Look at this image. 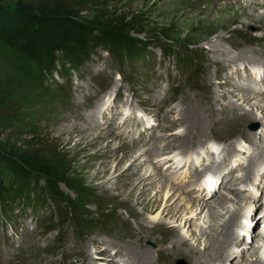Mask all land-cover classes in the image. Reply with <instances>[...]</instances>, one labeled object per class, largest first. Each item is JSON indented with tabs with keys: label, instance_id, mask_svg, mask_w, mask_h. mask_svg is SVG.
Wrapping results in <instances>:
<instances>
[{
	"label": "rangeland",
	"instance_id": "1",
	"mask_svg": "<svg viewBox=\"0 0 264 264\" xmlns=\"http://www.w3.org/2000/svg\"><path fill=\"white\" fill-rule=\"evenodd\" d=\"M227 2L230 1L110 0L112 9L118 13L144 15V33L134 36L154 46L149 49L153 54L148 63L126 65L123 71L115 69L104 51L81 73L68 67L62 68L60 73L36 71L0 44V104L13 105L17 111L9 121L15 138L28 139L40 132L55 140L71 160L73 178L84 183L93 195L81 203L75 192L61 185V190L74 202L73 207L47 198L43 189L36 194L39 198L34 204L33 192L29 195L31 199L23 200L13 196V189L2 182L5 197L0 205L6 207L0 209V264H126L122 255L110 260V255L119 251L110 243L120 237L134 242L143 238L138 245L145 252L149 251L153 264H191L187 252L173 249L175 239L171 238L167 227L175 229L180 238H186L189 245L204 252L208 237L201 238V231L219 235L218 226L228 215L219 208L217 214L221 217L208 219L207 209L200 213L197 204L206 205L208 200L213 202L219 197L236 195L240 197V226L235 229L239 242L228 250L227 264H255V244L264 242V225L259 230L264 221V121L246 120L227 128L225 117L231 120L237 114L228 111L216 119L218 127L214 128L210 140L199 146L196 136L190 147L193 149L188 152L182 150L177 141L185 133V123L179 121V113L170 116L171 121H179V126L164 131L169 127L165 118L172 109L179 110L184 96L201 99L214 90L227 95L233 87L255 97L250 104L242 103L236 93V106L254 110L256 119L262 120L264 113L259 111V105L264 107V8L245 11L229 8L230 4L225 5ZM218 35L223 38L220 42L223 49L234 56L239 53L238 47H242L240 50L247 51L246 59L229 63L227 59L213 56L211 45L206 42L216 41ZM157 46L190 54L191 63L185 66L189 69L178 63V57L163 55ZM192 64H196L197 72L190 67ZM150 95L156 98L150 100ZM161 96L172 99L163 106L159 101ZM193 103L198 104L197 100ZM201 107L207 109L205 105ZM216 109L221 110V105ZM73 126L95 137H87L89 133L85 131L75 134ZM247 129L255 135V142L251 137L246 140ZM106 133V140L98 142L96 136ZM93 140L95 144H91ZM242 141L243 149L237 147ZM211 144L217 149L212 148L214 145L212 149L207 148ZM234 145L239 149L230 151L229 147ZM160 147L168 149L166 153L171 159L149 155ZM228 149L233 154H229ZM127 151L134 153L132 158H124L119 164L113 159V156L121 158ZM197 157L206 162L195 167ZM235 161L239 163L234 165ZM104 162L111 163L108 165L110 175L120 168L127 173L137 172V177L146 174L148 179L154 180L151 197L160 200L159 208L147 213L139 222V207L122 204L121 197L111 199L110 193L115 191H111V186L107 188L109 184H102L103 179L95 173ZM248 165L252 169L246 177L244 169ZM231 169L225 185L203 199L201 188L205 193L207 181L221 172L228 174ZM237 182L241 190L234 193L231 187ZM227 207L234 208L231 203ZM165 209L171 213L163 217L160 213ZM100 214L109 218L107 226L90 233L75 222L77 217L87 223L101 222ZM251 222L256 225L249 231L247 227ZM140 224L148 226L149 231L144 233ZM48 226L55 228L48 232ZM130 233L132 239L128 237ZM101 243L110 246L108 252L104 253ZM260 258L264 262V252Z\"/></svg>",
	"mask_w": 264,
	"mask_h": 264
},
{
	"label": "trees",
	"instance_id": "2",
	"mask_svg": "<svg viewBox=\"0 0 264 264\" xmlns=\"http://www.w3.org/2000/svg\"><path fill=\"white\" fill-rule=\"evenodd\" d=\"M143 16L118 13L110 0H0V44L36 71L60 73L68 67L81 73L101 51L108 54L115 69L123 71L126 65L148 63L153 54L149 51L152 43L134 36L144 33ZM157 48L163 55L178 57L184 67L191 63L187 52ZM190 67L197 70L196 64ZM16 113L13 105L0 104V202L5 197L2 182L23 200L31 199L33 192L34 204L43 189L47 198L73 207L61 185L75 192L81 203L93 198L85 184L73 178L71 160L55 140L40 132L28 139L15 138L9 121ZM99 219L87 223L77 217L75 222L90 233L107 226L109 218L100 214ZM54 228L48 226V232Z\"/></svg>",
	"mask_w": 264,
	"mask_h": 264
},
{
	"label": "bare ground",
	"instance_id": "3",
	"mask_svg": "<svg viewBox=\"0 0 264 264\" xmlns=\"http://www.w3.org/2000/svg\"><path fill=\"white\" fill-rule=\"evenodd\" d=\"M222 1H230V2H227L225 4V5L230 4V5H228L229 8H235V9L241 8L245 11H247L248 8L253 9V10H256L258 8H264V0H216V2H219V3ZM214 10L215 9H213V8L211 9L212 12H215ZM220 42H223V38L221 35H218V37L216 38V41L213 40L210 42L209 41L206 42L207 44L211 45L210 50L212 51L211 54L213 56H218V58H222L224 60L227 59L229 63H233L234 61H241V60L246 59L244 57L247 54V51H245L244 48L242 50H240L242 47H238L239 53H236L237 55L232 56V55H230L229 52H227V50H225L221 47ZM230 56H232V57H230ZM261 79H263V77ZM231 89H233V91H230V92L227 91V93H226L227 95H225V94L221 95V94H219V92L214 90V91H212L211 95H208L207 97L201 98V99H198L197 97L192 99L188 96H184L181 103L179 104L180 105L179 110L175 111V109H172V111H170V114L168 115V117L165 118V122L167 125H169V127L164 128L165 129L164 131H168V129L170 127H178L179 121L182 122L183 125L185 123V125H184L185 133L183 135H180L177 141H179V143L182 145L181 149L186 150V152H188V151L193 149V148L191 149L190 147L193 145V140L196 136H197V139L199 140L197 145L201 146V145L207 143L208 139L210 137H212V135L214 133V128L218 127L217 124H215L216 119L219 118L220 116L221 117L225 116L228 113V111H232L233 113H237V114L233 115L231 120L228 118V116L225 117L224 121L226 123L225 125L227 126V128H230L233 125L234 126L237 125L238 122L243 123L246 120H252V121H256L258 123L263 122L264 121V115L262 117V120L256 119L254 110L250 111V110H245L242 107H237L236 106L237 104H235V100H234L235 99L234 94H236V93H238V96H240L239 100L242 103L250 104L253 100H255V97H253L251 95V93L242 92L241 89L234 88V87ZM154 98H156V97H153L152 95H150V100H152ZM170 100H169V98H165L162 96L159 98V101H161L160 105H163V106L165 104H167L168 101H170ZM193 100L195 102L197 100L198 104L193 103ZM199 100H201V101H199ZM218 103H221V104H218ZM157 104H159V103H157ZM203 105H205L207 109L202 108L201 106H203ZM218 105H221V110L216 109V107H218ZM259 111H262V113H264V107L259 105ZM175 112L179 113V116L181 117L179 121H176V120L171 121V119H170V116L172 114H175ZM72 129L75 132V134H81L84 131L86 132V130H84L82 132L80 127H78V126H73ZM247 132H248L247 133L248 138H246V140L247 141L250 140V137H251L252 142H255V139H256L255 135L252 132L250 133L249 130ZM262 132L264 133L263 128H262ZM86 133H89L86 135L87 137H91V135H94L93 133H91L89 131ZM106 134L107 135L98 134L96 136L97 141L99 142L100 140L101 141L103 140V142H104V140H106V138L108 137V133H106ZM245 135H246V133H245ZM94 137H95V135H94ZM96 139H94V140L96 141ZM94 140L91 142V144H95V143H93ZM203 140H205L204 143H203ZM240 143L242 145L239 144L237 147H240L241 149H243V144H244L243 141ZM212 145H214V146L212 147ZM199 146H197V147H199ZM209 147H210V149H212V148L217 149L215 144H211L207 148H209ZM229 148H230V151L231 150L234 151V150L239 149V148H236L235 145L230 146ZM166 151H168L167 148L162 149L160 147V148H157L155 151H150L149 155L154 157V158H157L158 156L159 157L162 156L163 158L171 159V157H170L171 155L169 154V156H168ZM227 151L229 154H233V153L229 152V149ZM258 153H259V151H258ZM132 154H134L132 151H127V152L123 153L121 158L113 156V159L118 160V164H119V163H121V161L124 158H129V157L132 158V156H133ZM149 155H147L146 157L148 158ZM107 157H108V159H110L109 156H107ZM202 157H204V156H202ZM204 158H200V161H199L198 157L195 158V160H196L195 161V167L199 166L200 163L206 162ZM167 162H169V161H167ZM233 163H234V165H237L235 163H239V162L235 161ZM110 164L111 163H109V162L101 163V166L96 169L95 173H96L97 177L100 176L101 179H103L104 183H102V184H109L107 188H109V186H111V191L117 192V194H114L115 192L110 193L111 199L117 200L116 197H121V198H123V200H121L122 204H124V205H130L131 204L133 208L139 207L141 210L140 214L137 215L139 222L144 220V217L147 213H152L159 208L160 200L155 198V196L151 197V191H152L151 187H152V183L154 182V180L148 179L146 177V174H144L143 176L137 177L138 176L137 172L127 173V171L123 172L122 169H120V168H119L120 170L115 169L113 174L110 175V170L108 169ZM251 169H252V167H250V165H248L244 169L246 177L248 174H249L248 176H250ZM241 170H242V168H241ZM231 174H232V169L229 171L228 174H224L221 172L218 177H217V174L212 176L211 180H208L207 183L205 184V188H206L205 193L202 190L203 187L201 188V191H202V194H200L201 197L203 199H205L206 197H208L212 194L214 195V193L217 191V188H219V186L225 185L224 183H226L227 179H229ZM230 182L231 181H229L228 183H230ZM227 184H226V186H227ZM237 186H238V182L235 183V185L231 187L232 191L234 193H236L235 190L237 192H239L241 190V187H237ZM175 191H176V189H175ZM227 194H228V192H227ZM229 197L228 198H226V197L220 198L219 197L216 200H214L213 202H209L210 200H208V203H205L206 205H204V203H201V204L198 203L197 204L198 208L200 209V213L203 212V210L207 209L208 219L211 218L213 220H216L218 217L220 218L221 216H218V214H217V209H219V208L226 210L227 215H228V218L221 220V221H223V223L218 226L221 230L219 235H217V236L212 235L207 230L201 231V238H203L205 236L208 237L204 252H201L198 248H195V247L189 245L186 238H180L179 233L175 229L167 227V231L170 234L171 238L175 239L174 241L172 240L173 249L176 251L184 250L185 252H187L188 257H191V259H192L191 264H227L228 259L230 257V256H228V250L231 248V246H233L234 244L239 242L237 240L238 237L236 236L238 234H236L235 229L239 228V226H240L239 222H238L239 207H240L239 198L240 197L238 195H236L234 198L232 196L230 198ZM260 197H261V194H260ZM205 202H207V201H205ZM229 203H231L234 206V208L232 210L228 209V207H227V205ZM170 213H171L170 211L165 209L160 214L163 217L164 216L166 217V216H169ZM200 213H198L196 215V217H199ZM223 216H222V218H223ZM254 225H256V224L253 222L249 223L247 229L249 231H251V229ZM263 225H264V221L260 225L259 230L261 229V227H263ZM139 226H140V229L143 230L144 233L149 231L148 226H146L145 224H140ZM160 226H162V224H160ZM210 226H212V225H210ZM162 228H164V227H162ZM259 230H258V232H259ZM247 234L249 235L250 233H247ZM262 234L264 236V232H262ZM128 237L130 239H132L133 234L130 233ZM117 239H119V240H114V242H111L110 245L113 247H118L119 251L116 253H113L111 255L109 253L110 258H111L110 260L113 261L116 259L117 256L119 257L120 255H122L123 257H125L124 259H125L126 264H153V261L151 260V256L148 253L149 251L145 252L138 245L140 240L142 241L143 238L142 239L140 238L138 241L136 239L137 242H134L133 240L126 241L123 237H120ZM105 244L106 243H101V245H103V247H104V253L108 252L109 248H110V246L108 247L107 244L105 247ZM150 252H152V251H150ZM263 252H264V242L263 241L256 242L255 247H254V251H253L254 257H256L255 264H264L263 260L260 258V254ZM89 258L90 257H88V260H89ZM91 258H92V256H91ZM116 264H118V262Z\"/></svg>",
	"mask_w": 264,
	"mask_h": 264
}]
</instances>
